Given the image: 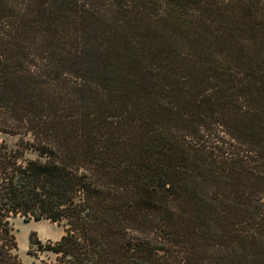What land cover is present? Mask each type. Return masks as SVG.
<instances>
[{
  "label": "trees",
  "instance_id": "trees-1",
  "mask_svg": "<svg viewBox=\"0 0 264 264\" xmlns=\"http://www.w3.org/2000/svg\"><path fill=\"white\" fill-rule=\"evenodd\" d=\"M18 215L43 264H264V0H0V264Z\"/></svg>",
  "mask_w": 264,
  "mask_h": 264
},
{
  "label": "rangeland",
  "instance_id": "rangeland-1",
  "mask_svg": "<svg viewBox=\"0 0 264 264\" xmlns=\"http://www.w3.org/2000/svg\"><path fill=\"white\" fill-rule=\"evenodd\" d=\"M123 45L118 47L120 52L119 56H123L127 63H130L135 58V53L139 54L140 58L144 59L146 66H152V72L157 73V66H163L165 63H170V61L177 58L172 57V53L178 48L172 47L168 44L157 43H137L135 40H128L127 42H122ZM134 47V49H133ZM182 50V49H181ZM183 52V51H181ZM186 54V53H185ZM183 56L182 54H180ZM118 56V58H120ZM241 65V64H237ZM242 68V67H241ZM244 73H250V71H241ZM183 75H186L185 73ZM173 105H176L174 100H171ZM186 112V111H184ZM195 116V113L193 114ZM194 122L199 120L198 118L192 119ZM193 122V123H194ZM200 122V121H199ZM194 125V124H193ZM192 125V126H193ZM3 138L11 146L14 145L17 140V136H7L4 135ZM32 156V154H29ZM14 232L17 239V254L21 259L23 264H43V261H47L49 256L46 253H37L36 255L30 251V238H37L41 242L45 243L47 240L55 241L63 233L62 223H57L50 221L48 219L34 220L33 218L25 219L22 216H16L12 219ZM34 250L36 247H32Z\"/></svg>",
  "mask_w": 264,
  "mask_h": 264
}]
</instances>
